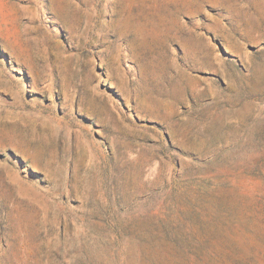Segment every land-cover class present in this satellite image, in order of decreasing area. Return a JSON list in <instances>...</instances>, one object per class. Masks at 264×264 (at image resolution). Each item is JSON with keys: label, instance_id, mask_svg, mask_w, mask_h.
<instances>
[{"label": "rangeland", "instance_id": "374dc122", "mask_svg": "<svg viewBox=\"0 0 264 264\" xmlns=\"http://www.w3.org/2000/svg\"><path fill=\"white\" fill-rule=\"evenodd\" d=\"M0 264H264V0H0Z\"/></svg>", "mask_w": 264, "mask_h": 264}, {"label": "bare ground", "instance_id": "6f19581e", "mask_svg": "<svg viewBox=\"0 0 264 264\" xmlns=\"http://www.w3.org/2000/svg\"><path fill=\"white\" fill-rule=\"evenodd\" d=\"M161 11H164L165 13H172L174 19L177 21L178 20V17L176 16L177 15V11H169V8L168 7H165L164 9L162 8ZM179 15V14H178ZM178 33V32H177ZM175 38L179 39L178 36H175Z\"/></svg>", "mask_w": 264, "mask_h": 264}]
</instances>
